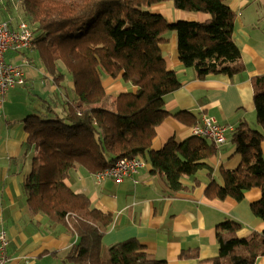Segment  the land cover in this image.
Wrapping results in <instances>:
<instances>
[{"label": "trees", "instance_id": "16d2710c", "mask_svg": "<svg viewBox=\"0 0 264 264\" xmlns=\"http://www.w3.org/2000/svg\"><path fill=\"white\" fill-rule=\"evenodd\" d=\"M165 1L185 12H205L209 18L169 22L149 11ZM1 6L3 14H15L29 24V60L57 86V92L43 100L42 113L23 119V148L31 155V169L22 190L31 212L43 215L48 228L75 234L62 264H167L151 258L135 238L109 245L104 254L102 238L113 220L111 213L95 207L66 180L76 166L95 173L135 155L150 165V173L169 193L186 190L182 179L195 181L203 169L212 177L206 160L217 147L210 139L169 136L155 146L157 128L167 118L186 126L198 122L189 111L167 108L165 96L182 83L166 66L160 45L173 32L179 62L192 68L197 79L241 73L245 65L233 39L235 13L228 1L4 0ZM105 79L128 89L113 93ZM111 94L113 105L106 106ZM253 104L254 119L229 131L238 165L220 168L222 182L211 178L204 194L240 201L247 190L258 188L261 196L250 207L264 222V75L253 79ZM240 226L233 219L217 224L219 255L211 264H255L264 258V229L240 237Z\"/></svg>", "mask_w": 264, "mask_h": 264}, {"label": "crops", "instance_id": "0c3cea01", "mask_svg": "<svg viewBox=\"0 0 264 264\" xmlns=\"http://www.w3.org/2000/svg\"><path fill=\"white\" fill-rule=\"evenodd\" d=\"M227 1L235 13L233 39L240 47L245 65L241 73L232 78L208 75L197 79L192 68L179 62L173 32L160 49L166 66L176 72L182 83L165 96L167 108L189 111L198 122L204 116H212L233 129L240 122L254 119L253 79L264 75V0ZM4 11L1 6L3 19L19 20L15 14H3ZM149 11L169 22H203L209 18L202 11L179 10L169 1L153 4ZM29 50L5 52L7 61L21 66L25 83L9 89L0 107V227L6 230L9 240V264H62L65 252L76 240L75 234L61 227L48 228L43 215L31 212L22 190L31 169V155L25 154L23 148L27 138L23 119L42 113L43 100L57 92L52 79L29 60ZM120 87L128 86L119 82L112 92L122 89ZM191 126L167 118L157 128L155 146L169 136L177 140L190 136ZM227 139L216 154L206 160L212 168L211 178L218 182H222L220 168L234 169L239 162L238 156L233 155L234 146L226 147L230 141L228 135ZM195 178L191 181L184 177L182 182L188 188L169 193L164 182L150 173V165L146 163L137 174L121 182L106 178L100 183L95 181L93 173L76 166L66 183L86 193L95 207L111 213L113 220L102 238L104 254L109 245L135 238L145 246L151 258L164 259L167 264H211V259L219 255L218 223L226 219L238 221L241 226L236 233L240 237L264 229V222L250 207L261 192L251 188L240 201L207 198L204 191L211 178L204 169L197 172ZM187 253H195V256L188 257ZM255 264H264V258H258Z\"/></svg>", "mask_w": 264, "mask_h": 264}, {"label": "built area", "instance_id": "2783aa9c", "mask_svg": "<svg viewBox=\"0 0 264 264\" xmlns=\"http://www.w3.org/2000/svg\"><path fill=\"white\" fill-rule=\"evenodd\" d=\"M33 34L29 24L24 20L14 21L12 18L3 19L0 12V107L7 91L17 85H24L25 77L19 64L7 61L5 52H16L30 49ZM232 128L220 124L214 117H202L200 122L191 126V134L210 139L218 148L227 141V133ZM145 160L140 155L119 158L113 165L93 173L97 183L109 178L121 182L125 177L134 176L145 166ZM8 236L4 228L0 227V264H9L10 256L7 252Z\"/></svg>", "mask_w": 264, "mask_h": 264}, {"label": "rangeland", "instance_id": "374dc122", "mask_svg": "<svg viewBox=\"0 0 264 264\" xmlns=\"http://www.w3.org/2000/svg\"><path fill=\"white\" fill-rule=\"evenodd\" d=\"M1 16H2V15H1ZM15 21H16V20H15ZM105 77H106V76H105ZM107 79H108V81H109V78H107ZM108 81H107V82H108ZM107 82H106V79H105V83H107ZM107 84H108V86H109V88H110V91L113 90V89H116V88H117V84H113V85H112V83H107ZM111 85H112V86H111ZM120 88H124V87H120ZM126 89H128V87L125 88V90H126ZM111 96H112L111 98H109L107 101H105L104 104H105L106 106H112V105H113V96H114V95L111 94ZM227 134H228V137H229V139H230V135H229V133H227ZM227 140H228V139H227ZM226 147H227V148L232 147V143H231V141H228V142H227Z\"/></svg>", "mask_w": 264, "mask_h": 264}]
</instances>
